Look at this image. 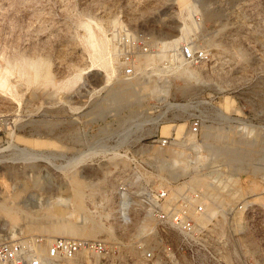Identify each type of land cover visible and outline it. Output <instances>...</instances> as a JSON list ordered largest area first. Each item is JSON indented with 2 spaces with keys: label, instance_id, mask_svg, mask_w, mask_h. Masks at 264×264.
Masks as SVG:
<instances>
[{
  "label": "rangeland",
  "instance_id": "rangeland-1",
  "mask_svg": "<svg viewBox=\"0 0 264 264\" xmlns=\"http://www.w3.org/2000/svg\"><path fill=\"white\" fill-rule=\"evenodd\" d=\"M121 25L143 32L150 47L132 78L120 73L108 34ZM91 34L109 46L105 63L93 56ZM185 42L204 46L211 60L200 69L182 62ZM0 82V204L20 213L14 225L0 213V239L102 238L111 254L81 251L61 264H147L138 245L148 220L125 225L112 215L122 180L207 188L201 170L221 167L226 185L240 191H230L234 198L264 202V0H0ZM123 83L137 93L119 102L114 90ZM195 116L203 121L193 136ZM171 144L186 153L151 151ZM72 177L86 183L85 194L93 185L85 207L100 232L27 231L50 224L41 214L56 202L70 210ZM70 218L87 223L85 213ZM244 238L264 264L258 233Z\"/></svg>",
  "mask_w": 264,
  "mask_h": 264
},
{
  "label": "built area",
  "instance_id": "built-area-1",
  "mask_svg": "<svg viewBox=\"0 0 264 264\" xmlns=\"http://www.w3.org/2000/svg\"><path fill=\"white\" fill-rule=\"evenodd\" d=\"M108 34L116 48L120 73L125 78L137 76V61L150 50L145 34L130 31L125 25L110 29ZM178 54L182 62L193 65L211 60L210 52L196 43L180 44ZM202 121L201 116L190 119L189 132L193 136L199 132ZM160 143L165 146L167 139ZM221 169L201 170L207 176V191L188 179L177 180L175 185L170 182L180 189L176 193L139 179L119 182L116 207L121 221L130 224L135 216L145 215L152 219L146 235L153 238L151 246L141 242L138 245L147 264H261L247 252L243 240L246 233L254 231L264 249V205L227 202L228 189L224 188L223 177L226 173H221ZM48 239L32 235L0 240V264H61L82 250L109 255L114 249L102 238ZM42 245L44 254L37 251Z\"/></svg>",
  "mask_w": 264,
  "mask_h": 264
},
{
  "label": "bare ground",
  "instance_id": "bare-ground-1",
  "mask_svg": "<svg viewBox=\"0 0 264 264\" xmlns=\"http://www.w3.org/2000/svg\"><path fill=\"white\" fill-rule=\"evenodd\" d=\"M89 41H90V45H91L92 50H93V56H95V58L97 60V63H105V61L107 60L106 59V54H109L110 53L109 52V46L103 40L96 39L92 34L89 36ZM179 59H181L180 56H179ZM32 62H29V64H31ZM22 64H24V63H22ZM29 64H28V66H29ZM33 64L35 65L36 63H32V65ZM21 66L22 65H20V67ZM195 66L200 69L201 67L205 66V63L198 64V65H195ZM25 67H27V65ZM16 69H18V67ZM29 70H30V67H29ZM35 71L36 70H34V69L32 70V72L34 74H35ZM34 74H32V75H34ZM1 82L3 83V81H1ZM3 85H5V84L3 83ZM136 91H137V88H136L135 84H133V83H123V84H120L114 90L115 100L116 101H119V102L127 101L131 97H136V93H137ZM159 117L160 116H156L155 119L156 120H159ZM149 118H151V117L149 116ZM188 134L192 135L189 132V129H188ZM151 151L155 155H159V156L163 155L164 152H168V153L171 154V156H175V157H179V156L183 155L184 153H186L184 149H180V150H178V149L176 150V148L173 149L172 144H171V146H169L168 148H166V150L154 146ZM179 172H180L179 170L178 171L171 170L168 174L171 175V176H173V175L178 174ZM231 179L233 180V178H231ZM196 181H201V180H196ZM96 183H98V182H96ZM224 183H225L224 184V188L228 189V192L227 193H228L229 199H231L233 201L234 200H238L239 202H242L244 204H259V205H264V202H255L253 200H250L249 197L247 199L241 200V201L239 199L234 198L233 195L236 192L239 193L240 191H234L235 188L232 189L231 187L227 186L226 185V181ZM161 184H162V182H161ZM200 184L202 186L204 184V181H201ZM103 185H104V183L101 184V186H103ZM155 185H157V184H155ZM70 186H71V191H72V193H70L71 196L69 197L70 206L68 205L70 207V210L66 207L67 205L65 206L64 204H61L60 202H56V203H54L52 205V207L46 209L44 211V213L41 214L45 218L50 219L51 221L53 219V221L52 222L50 221L51 223L48 224V225H44L43 224L44 226H42V224H40L41 226H39V224H38L37 227H30L29 226V228H27V231H31L32 229H34L33 231H41V232L47 233L49 235L50 234H52V235L55 234V235H67V236H74V235L75 236H89V235H93V233L97 230V228L99 229V227L97 226V223L93 220V218L90 217L89 214L87 215V213H86L87 212V208L85 207L86 200L87 199L90 200V195H92L91 197H93V195H94L93 194V192H94L93 191V189H94L93 188V185H89L88 186L89 187L88 190H87L88 193L85 194L84 190H85V188H87L86 183H84L83 181H81L79 179H76V178H73L72 177L71 180H70ZM205 187L206 186H204L202 189L206 191L208 189V187L207 188H205ZM166 188H170L173 193H176L178 190H180L178 187H175V188L166 187ZM256 189H258V188H256ZM97 190H99L98 187H97ZM230 191L233 193V195H232V193ZM111 209H112V213L114 212V214H112V215H115L116 220L119 221V222H121V223H123L122 222L123 219H120L119 209L116 208L115 206H111ZM207 209H210V206L209 205H207ZM208 211H212V210H208ZM109 212L111 213V210ZM0 213H2L8 219V221H9V223L11 225H14L19 220V214L20 213H19L18 208L17 207H14V206H11V205H8V203H4L3 202L2 204H0ZM73 213H85L87 223L84 226L83 225L80 226V225L75 224L71 220V218H70V215H72ZM26 215H27V213H26ZM66 215H68V217ZM141 218L142 219L146 218L148 220V222H147L148 223V226L146 228L145 233L143 234L144 237L140 240V242L142 243V245L149 247V246H151V243L153 242V238L152 237H149V236H146V235H147V230L149 229V225H151L153 222H152V219L149 216H146L145 215V216H143ZM117 221H115L114 223L117 224ZM124 221H126V220H124ZM123 224H125V223H123ZM138 225H139V223H138ZM237 225H239L238 224V221L236 222V226ZM33 226H35V225H33ZM143 226L145 227V225H143V224L141 226L139 225L137 227V231L136 232L139 233V232L143 231V229H145ZM101 228H103V226ZM98 232H100V229H99ZM0 240H3V239H0ZM37 251L40 254H44L45 253V246L42 245V246L38 247L37 248ZM82 251L84 252V250H82ZM80 252L81 251H79L77 253L78 256H81L82 255ZM51 264H57V262L56 263H51Z\"/></svg>",
  "mask_w": 264,
  "mask_h": 264
}]
</instances>
